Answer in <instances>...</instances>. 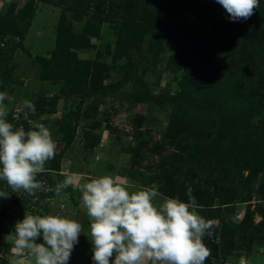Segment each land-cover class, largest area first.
Instances as JSON below:
<instances>
[{
	"label": "rangeland",
	"instance_id": "obj_1",
	"mask_svg": "<svg viewBox=\"0 0 264 264\" xmlns=\"http://www.w3.org/2000/svg\"><path fill=\"white\" fill-rule=\"evenodd\" d=\"M86 1L0 0V92L5 93L4 118L14 128L25 131L44 124L56 143L54 158L36 175L38 189L31 193L22 189L13 192L6 182L0 181V192L8 193L6 198L0 197V264H12L13 260L27 264L25 258L16 257L12 243L14 225L25 214L62 215L78 221L84 233L78 237L68 264H93L92 245L87 237L90 219L81 202L80 185L110 175L130 191L158 190L161 195L155 203H162L164 198L173 197L155 187L163 181L156 178V163L161 155L190 161L184 167L190 170L187 179L191 183L198 181L210 190L217 185L220 189L226 186L223 197L215 198L216 216L206 219V212L195 210L213 227L219 225L223 216L232 228L250 215L248 229L233 228L242 239L235 238L237 247L227 258L221 261L210 253L204 264H264V237H253V233L264 229V217L262 220L257 210L261 200L256 192L260 182L264 186V116L258 126L255 122L259 121L250 114L240 113L256 108L264 100V92L254 93V88L247 86L250 77L256 76L254 70H244V75L237 67L235 74L223 62L212 70L210 79L192 88L198 100L211 92L220 96L221 104L210 101L202 109H195L180 99L170 105L164 102L161 110L150 109L146 105L154 107L156 101L149 102V90L156 94L160 89L172 95L182 90V70L175 67L176 57L162 72L156 70L158 64L145 70L141 78L132 71L141 74L131 62L138 49L143 56H153L155 60L164 50L165 56L177 51L174 42L165 44L163 20L157 26L142 21L138 0H133V6L130 0L124 2L129 9L125 15L119 8L123 0ZM178 1L184 0H174L170 5L171 21L182 12L176 10ZM160 7L162 14L166 9ZM152 9L151 5L150 13ZM256 14L260 17L259 27L253 35L261 40L264 10ZM80 92L93 99L100 95L105 101V108L101 107L104 125L96 133L82 130L75 135L83 99L74 105L69 99ZM29 103L35 111L27 107ZM51 103L58 105L54 114L47 113ZM148 109L157 120L148 117L141 127L135 128L129 122L130 114ZM222 110L231 118H224ZM234 114H240L239 118L235 120ZM155 143L160 146L158 150L151 149ZM66 178H71L72 184L64 187ZM225 205H230L231 210H226ZM211 236L205 234L207 238ZM238 241L242 246H238ZM37 243H43L42 237L37 238ZM206 247L210 252V246ZM114 256L115 253L110 264Z\"/></svg>",
	"mask_w": 264,
	"mask_h": 264
},
{
	"label": "clouds",
	"instance_id": "obj_2",
	"mask_svg": "<svg viewBox=\"0 0 264 264\" xmlns=\"http://www.w3.org/2000/svg\"><path fill=\"white\" fill-rule=\"evenodd\" d=\"M233 22L246 20L260 0H216ZM5 93L0 92V181L16 192L40 187L36 175L54 158L56 143L44 124L25 131L5 118ZM27 107L35 111V106ZM72 184L66 178L63 186ZM81 202L90 219L88 239L93 264H204L210 252L203 242L212 222L197 214L196 198L187 189L188 202L164 198L154 188L130 191L104 175L80 185ZM8 193L0 192V197ZM82 225L62 215H32L14 225L13 251L27 264H68ZM42 237L43 243H37ZM12 264H17L13 260Z\"/></svg>",
	"mask_w": 264,
	"mask_h": 264
},
{
	"label": "trees",
	"instance_id": "obj_3",
	"mask_svg": "<svg viewBox=\"0 0 264 264\" xmlns=\"http://www.w3.org/2000/svg\"><path fill=\"white\" fill-rule=\"evenodd\" d=\"M83 2L86 3L87 1L83 0ZM124 2H126V0H123L121 5H119L122 15H125V13H128L129 11V9L124 6ZM138 2L141 5V20H144L145 23L155 24L156 26L159 25L160 20H163L164 25H162L161 28H164L166 31L165 44H171L174 42L177 51L175 53L173 52L171 55H166V57L164 50L155 60L153 56L151 58L143 56L138 49L136 50L135 55L131 56L134 57V59L131 58V62L132 65L137 67V69L139 68L141 74H137L135 69L132 71L141 78L145 70L148 68L151 69V67L156 68L154 66L158 64L156 70L162 72L164 67L166 68L167 65L171 64L170 61L172 57H176L179 61L176 62L175 67L177 66L182 70V90L173 95L160 89H158L159 92L156 94L149 90V93H147L149 102L153 103V101H156L154 103L156 106L153 105L154 107H150L147 104L146 106L148 108H153L155 111L161 110L164 102L165 104L170 105L180 99L189 102L195 109H202L204 105L210 101L221 104L220 96L207 92L203 99L198 100V97L196 96L197 94L191 92V90L193 87L199 86L202 80L206 82L210 79L213 72L212 70L217 69L219 64L221 65L223 62H227L230 70L232 69L235 74H237L236 72L239 70L237 67H240L242 71L245 70L246 72L254 70L256 76L252 75L253 79L250 77L251 80L247 86H249V88L253 87L254 93H259V91L264 92V36L259 40L253 35L254 31L259 27L258 19L260 17H258L256 13L259 10H264V0H260V4L253 9V14L248 19H241L236 22L229 19V14L216 2V0L178 1L179 4L176 10H181L182 12L178 14L175 21H171V18L169 17L171 15L170 5L174 0H138ZM167 2L170 3H168V5H163ZM129 3L133 6L134 1L130 0ZM151 5L153 6V9L150 13L149 10ZM160 5L166 9L162 14H160ZM159 16L161 17L160 19ZM128 20L130 19L128 18ZM1 27L2 23H0V28ZM260 27L261 29L259 33H264V25L262 24ZM189 42H193V45H191L190 48L186 47V44ZM164 57L167 58L165 65L162 62ZM141 63H143L141 66L142 70L139 67ZM245 71L244 75L247 74ZM104 76H109V73H105ZM8 86H10V84H8L6 88H8ZM78 96L82 100L83 98L90 96V94L80 92L78 93ZM99 99L101 100L102 96L94 95L95 102ZM92 104L87 107L93 109L91 108ZM55 106L54 103H51L47 108V113L54 111ZM154 110L152 112H154ZM148 112L151 114L150 116H148ZM148 112L144 115L139 113L134 114V116L137 115V118L141 117L143 119L138 125H133L135 128L141 127L142 122L145 123L148 120V117L152 121L157 120L153 115L154 113H151V110L148 109ZM240 113L250 114L252 119L259 121L255 122L259 126L260 122H262L261 119L264 116V100L258 103L256 108L251 107L246 111L241 110ZM80 114L81 111H79V116ZM222 114L224 118H231L226 110H222ZM134 116H132L131 119H133ZM239 116L240 114H234V119H238ZM152 148L158 150L160 146L158 143H155L151 149ZM216 156L218 159V154ZM185 163L187 167L191 162H184L182 157L180 159H174L171 156L161 155L159 161L156 163L159 172L157 173L159 177L156 178L161 177L163 178V181L155 187L173 198H179L183 202H188L186 192L188 188H191L192 195L196 198L198 204V207L195 210L206 212V219L216 216L217 210L213 207L215 204L214 201L215 198L223 197L221 194L224 193L223 191H226L224 188L225 185L222 189L217 185L215 189L210 190L202 187V184L198 181L191 183L190 179H187L189 178L190 170L188 171L184 167ZM217 164L215 163V165ZM262 172H264V169ZM263 188L264 186L260 182L259 187L256 189L258 198L261 200L258 204L257 210L262 216V220L264 217ZM216 190H218V192H216ZM220 190L222 191L220 192ZM224 207L228 211L231 210L230 205H225ZM249 216L250 215L248 214L238 226L232 228L224 216L219 218V225L216 227L212 226L210 229L212 236L208 238L204 236L203 242L205 245L210 246V253L214 258L224 261L231 250L237 247L235 238H241V235L238 232H235L233 228L240 227L244 230L246 228L248 229L250 227L248 221ZM262 220L260 222L261 225ZM255 236L257 238L264 237V229L258 230L256 235L253 233L254 238ZM238 246H242V243L239 241Z\"/></svg>",
	"mask_w": 264,
	"mask_h": 264
},
{
	"label": "crops",
	"instance_id": "obj_4",
	"mask_svg": "<svg viewBox=\"0 0 264 264\" xmlns=\"http://www.w3.org/2000/svg\"><path fill=\"white\" fill-rule=\"evenodd\" d=\"M158 72H160V71H158ZM80 100L81 99L79 96H76V97L74 96L71 99H69L70 103H72L73 105L79 104ZM90 104H92L91 108H93V109H90L87 107ZM104 104H105V101L103 98L101 100L100 99L97 100L96 102L94 101V99L91 96L83 98V101L81 103V109H80L81 114L77 120L75 135L82 130H86V131L96 133L97 131L101 130V128H103L104 121H103V117L101 116L103 114L101 107L105 108ZM94 105H97V108H95ZM55 108H56V110L52 111L51 113L54 114L56 111L59 110L58 105H56ZM146 112L147 111H145V112L136 111V112L131 113L129 116V122L132 123L133 125H138L139 123H141V121H143V119L141 117L137 118V115L134 116V114L139 113V114L144 115V114H146ZM132 116H134L133 119H131ZM54 122H56V121H53V123ZM142 124H144V123L142 122ZM60 145H61V143H60Z\"/></svg>",
	"mask_w": 264,
	"mask_h": 264
}]
</instances>
